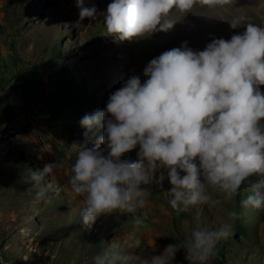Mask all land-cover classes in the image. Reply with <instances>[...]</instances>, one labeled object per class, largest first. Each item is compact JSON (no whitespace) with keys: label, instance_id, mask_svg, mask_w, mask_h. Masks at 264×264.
Segmentation results:
<instances>
[{"label":"rangeland","instance_id":"rangeland-1","mask_svg":"<svg viewBox=\"0 0 264 264\" xmlns=\"http://www.w3.org/2000/svg\"><path fill=\"white\" fill-rule=\"evenodd\" d=\"M112 2L85 0L96 17L81 22L75 0H0V259L95 264L94 257L109 250L126 255L128 264H143L193 230L227 224L229 236L207 264H264V209L241 207L251 194L247 182L232 200L209 189V203L178 211L169 204L167 173L156 171L146 186L148 202L137 213L141 224L132 213H116L83 228V197L69 183L76 158L70 146L85 144L82 118L106 110L110 96L132 76L146 82L145 68L163 52L185 44L203 51L214 39L242 34L248 22L264 27V0H197L191 12H173L171 30L116 42L104 23ZM87 146H94L91 139ZM138 152L139 146L122 159L136 161ZM45 164L62 166L35 181ZM230 211L239 219L229 218ZM172 264H189L184 249Z\"/></svg>","mask_w":264,"mask_h":264},{"label":"clouds","instance_id":"clouds-1","mask_svg":"<svg viewBox=\"0 0 264 264\" xmlns=\"http://www.w3.org/2000/svg\"><path fill=\"white\" fill-rule=\"evenodd\" d=\"M75 3L81 22L95 19V7H86L85 0ZM196 3L113 0L104 17L107 35L116 42H139L167 32L177 22L173 12L189 13ZM239 22L234 20L232 28ZM244 27L242 34L214 39L203 51L185 44L163 52L145 68L146 82L132 76L110 96L106 110L82 118L85 144L70 146L76 158L69 183L83 197L84 229L116 213H132L134 223L141 224L137 213L148 202L146 186L160 170L167 173L169 204L175 210L209 203V189L232 200L246 182L251 194L241 207L264 209V27L251 22ZM90 139L93 147L87 146ZM137 146L138 160L122 159ZM60 166L45 164L33 179L39 182ZM228 216L239 219L236 211ZM228 236L227 224L214 231L193 230L190 238L166 246L143 264H172L181 248L189 264H207L215 257L216 245ZM94 261L128 264V257L105 250Z\"/></svg>","mask_w":264,"mask_h":264},{"label":"trees","instance_id":"trees-1","mask_svg":"<svg viewBox=\"0 0 264 264\" xmlns=\"http://www.w3.org/2000/svg\"><path fill=\"white\" fill-rule=\"evenodd\" d=\"M235 239V238H234Z\"/></svg>","mask_w":264,"mask_h":264}]
</instances>
